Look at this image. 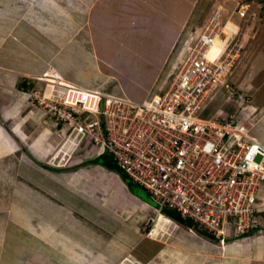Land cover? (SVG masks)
I'll list each match as a JSON object with an SVG mask.
<instances>
[{
  "label": "crops",
  "instance_id": "obj_1",
  "mask_svg": "<svg viewBox=\"0 0 264 264\" xmlns=\"http://www.w3.org/2000/svg\"><path fill=\"white\" fill-rule=\"evenodd\" d=\"M197 2L0 0V264H114L123 252L122 243L108 242L82 224L63 203L46 198L22 180L17 171L20 165L14 159L17 153L22 155L21 140L27 142V118L21 116L26 96L19 88L21 81L27 82L34 76L31 72L37 76L39 71L58 85L98 89L74 81L90 67L91 73L100 76L99 87L113 88L116 95L126 94L131 100L142 101L162 72H168L183 55L185 47L180 34L192 14H196ZM28 45L39 49L32 57H40L30 72L21 63L16 65L14 59L31 55L34 48L28 49ZM71 57L80 61L78 68L84 73L79 71L76 75L71 70L69 63L75 65ZM60 62H66V68H58ZM249 65L246 71L252 68ZM251 80L237 81L238 86L244 88ZM261 84H251L256 91L252 93L255 102H245L246 110L239 105L235 111L244 121L253 116L247 125L249 132L264 142V94L255 97ZM135 88L146 92L133 99L130 94ZM229 100L226 92L223 103ZM259 193L261 203L264 188ZM126 195L137 205L147 207L128 190ZM17 200L29 204L32 211L26 214L16 205ZM159 220L162 224L169 222L165 216H159ZM259 223L264 225V212L259 215ZM174 234L176 238L171 236L168 242L159 241L162 247L148 255V264H209L217 259L220 264H225L224 259H229L226 264H236L237 257L240 264H264V226L241 237L230 231L223 243L196 229H179ZM214 249L224 253H214Z\"/></svg>",
  "mask_w": 264,
  "mask_h": 264
},
{
  "label": "built area",
  "instance_id": "obj_2",
  "mask_svg": "<svg viewBox=\"0 0 264 264\" xmlns=\"http://www.w3.org/2000/svg\"><path fill=\"white\" fill-rule=\"evenodd\" d=\"M233 12L244 16L246 5L235 4ZM222 25L227 26L219 6L185 38L183 55L150 98L134 101L105 90L64 86L67 108L62 112L71 134L81 133L95 157L112 153L157 201L147 236L166 231L159 215L173 220L164 209L221 243L230 231L241 237L264 226L259 223L264 200H258L264 188V142L250 134L237 111L219 108L207 118L196 115L218 87L228 91V99L248 100L227 81L238 50L230 47L231 34Z\"/></svg>",
  "mask_w": 264,
  "mask_h": 264
},
{
  "label": "rangeland",
  "instance_id": "obj_3",
  "mask_svg": "<svg viewBox=\"0 0 264 264\" xmlns=\"http://www.w3.org/2000/svg\"><path fill=\"white\" fill-rule=\"evenodd\" d=\"M241 1L248 6V17L241 18L233 12L235 4H241ZM219 6L224 12V17L234 25L232 26L234 30H236L235 23L238 25L236 34L232 30L230 31L228 26L222 25L224 31L229 35L232 33L233 39L231 38L230 47L233 50L237 49L239 55L237 59H234L235 63L227 79L234 83L232 85L238 86V82L246 83L253 77L251 84H254L255 87L258 83L263 84L260 85V95H255V97L260 98L264 94V82H261L264 81V0H198L197 12L189 18L180 38L183 42V38L188 37L190 32L200 27L210 12ZM33 46L28 45L27 47L33 49ZM37 51L39 49L34 48L31 55L23 56L20 60L14 57L15 64L21 63V67L29 71L34 61L40 59L39 56L32 57L38 53ZM258 55L261 57L259 58ZM71 59L75 65L69 63L70 68H73L74 70H71L78 75L79 71L81 72L78 68L80 61L74 57ZM64 63L66 62H60L58 68H66ZM248 65L255 70L251 68L246 71ZM48 66L51 67L52 62ZM89 69L90 67L85 70V74H79V79L74 81H78L82 86L92 88L95 86L99 90L103 89L98 86L100 83L98 77L100 76H95L96 72L91 73ZM83 70L81 73H84ZM91 70H93L92 67ZM166 71L162 72L161 78L151 89L147 98H150L161 88L163 80L166 79ZM255 71H257L256 75ZM31 73L34 76L27 77V88L19 85L20 90L26 96L21 116L27 118L25 124L27 142L21 140L22 155L18 156L17 153V158L14 159L20 165L17 171L23 177L22 180L31 189L42 193L46 198L63 203L66 208L79 217L82 224L90 226L108 242H115L118 245L122 243V255L114 264H148V255L162 247V243L159 241L168 242L171 236L176 238L174 233L179 229L189 230V228L169 219V222L164 223V225L167 224L165 232L159 233L155 237L147 236L145 233L150 225L148 220L155 215L154 209L157 206L155 198L137 183L131 182L129 178L124 179L120 172L109 171L105 167L90 161L95 156L92 152L87 151L89 149L87 140L81 133L71 134L68 123L64 119L62 109L67 108L62 104L65 87L49 82L46 80L47 77L41 76L39 71L38 74H40L37 76H35V72L34 74ZM242 74H244L243 77ZM57 80L64 84L61 79L57 78ZM249 84L244 88L242 87L247 92L245 93L248 98L245 101L246 104L250 101V103L255 102L254 97L252 100V93L256 91ZM51 85L53 86L51 87ZM107 91L113 93L115 90L112 88V90ZM225 91L224 87H218L196 115L207 118L220 107L227 110L228 113H233L239 106L238 104L242 103L241 99L235 96L234 102L229 100L227 103H223L226 97ZM144 92L146 91L143 89L135 88L134 93L130 95L135 99ZM124 95L126 97V94ZM252 117L250 116V121ZM242 121L246 126L248 123L250 124L248 119ZM126 190L135 198L146 202L147 207L137 205L128 195L125 196ZM16 205L18 208L24 209L25 213L32 211L26 202L17 200ZM159 222L161 221L159 220ZM197 233L199 232L197 231ZM215 251L214 253L218 254L224 253L223 250L219 249ZM235 259L237 260L236 264H240V259L238 257ZM227 260L229 259H224L225 264ZM209 264L220 263L217 259L216 261L211 260Z\"/></svg>",
  "mask_w": 264,
  "mask_h": 264
},
{
  "label": "trees",
  "instance_id": "obj_4",
  "mask_svg": "<svg viewBox=\"0 0 264 264\" xmlns=\"http://www.w3.org/2000/svg\"><path fill=\"white\" fill-rule=\"evenodd\" d=\"M242 3H245L243 1H241ZM248 7V6H247ZM238 15V14H237ZM239 16V15H238ZM248 12H247V9H246V12H245V15L244 16H239L241 18H245V17H248ZM20 85H23L25 88H27V82L26 80H22ZM91 162L95 163V164H98L100 166H103L105 167L107 170H112L114 172V170L118 171L121 173L122 177L124 179H127L129 178L131 180V182H134L121 168L120 166L117 165L116 163V160L115 158L113 157L112 153L108 152V151H105L101 154H99L98 156L92 158L90 160ZM117 173V172H115ZM118 175V173H117ZM119 176V175H118ZM120 178V176H119ZM136 183V182H134ZM139 185V184H138ZM141 186V185H139ZM142 187V186H141ZM143 188V187H142ZM194 227L196 228V230L199 232V234L203 235V236H206V237H210V238H213L214 236L211 235L209 232H207L206 230L202 229V228H199L197 226V224L194 225Z\"/></svg>",
  "mask_w": 264,
  "mask_h": 264
},
{
  "label": "clouds",
  "instance_id": "obj_5",
  "mask_svg": "<svg viewBox=\"0 0 264 264\" xmlns=\"http://www.w3.org/2000/svg\"><path fill=\"white\" fill-rule=\"evenodd\" d=\"M243 4H244V3H243ZM246 9H247V5H246ZM213 10H214V9H213ZM213 10H212V11H213ZM212 11H211V12H212ZM211 12H210V13H211ZM208 16H209V15H208ZM208 16H207V17H208ZM207 17H206V18H207ZM222 18H223V21L227 24V26H228V28L230 29V31L232 30V32H233L234 34H236V33L238 32V25H236V23H235V28H236V30H234L233 27H232V26H234V25H233L232 23L229 22V19H227V18L224 17V12H223V11H222ZM229 29H228V30H229ZM231 36H232V33H231ZM232 39H233V38H232ZM238 57H239V55L236 57V59H237ZM234 63H235V62H234ZM233 65H234V64H233ZM233 65H232V67H233ZM232 67H231V68H232ZM230 71H231V69H230ZM228 74H229V73H228ZM227 76H228V75H227ZM45 77H46V76H45ZM227 81H228V79H227ZM228 82H229V81H228ZM54 83H55V82H54ZM229 84L232 85V84H234V83L229 82ZM62 86H65V85H62ZM232 86H233L234 88L240 90V91H243L244 93H247L246 91L243 90V88H239V87L236 86V85H232ZM83 88H84V87H83ZM86 89H89V88H86ZM96 90H99V89H96ZM101 90H105V91H107L106 89H101ZM226 92H227V95H228V91H227V90H226ZM233 100H235V99H233ZM244 103H245V102H244ZM244 103H243V104H244ZM242 106H243V105H242ZM220 108H221V107H220Z\"/></svg>",
  "mask_w": 264,
  "mask_h": 264
},
{
  "label": "water",
  "instance_id": "obj_6",
  "mask_svg": "<svg viewBox=\"0 0 264 264\" xmlns=\"http://www.w3.org/2000/svg\"><path fill=\"white\" fill-rule=\"evenodd\" d=\"M164 212L169 215L174 221H176L177 223L184 225L188 228H192L193 227V223L183 217H181L179 214H177L176 212H174L173 210L170 209H164Z\"/></svg>",
  "mask_w": 264,
  "mask_h": 264
},
{
  "label": "bare ground",
  "instance_id": "obj_7",
  "mask_svg": "<svg viewBox=\"0 0 264 264\" xmlns=\"http://www.w3.org/2000/svg\"><path fill=\"white\" fill-rule=\"evenodd\" d=\"M218 49L217 48H214V52H216ZM66 85H68V84H66ZM167 218V217H166ZM168 219V218H167ZM169 220V219H168Z\"/></svg>",
  "mask_w": 264,
  "mask_h": 264
}]
</instances>
